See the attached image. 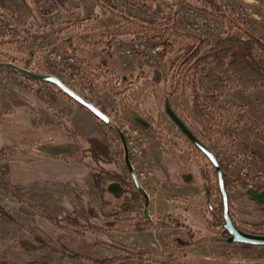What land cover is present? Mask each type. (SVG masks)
<instances>
[{
	"label": "rangeland",
	"instance_id": "374dc122",
	"mask_svg": "<svg viewBox=\"0 0 264 264\" xmlns=\"http://www.w3.org/2000/svg\"><path fill=\"white\" fill-rule=\"evenodd\" d=\"M24 1L32 12L31 33L17 40L14 37L0 38V60L11 58L14 61L10 62L23 67L33 52L30 66L34 70L54 74L45 65L46 50L35 49L33 45L35 35L45 36L38 33L42 25L39 26V19L34 17L38 16L37 13L41 14L38 4L35 0ZM202 1L180 0L174 13L169 11L170 3L161 0L151 1L148 7L129 0L136 10L128 8V5L115 7L108 1H97L110 15L102 12L101 21L90 19V22L82 25L86 28L79 27L78 34L86 36L81 43L73 36L74 47L89 53L88 60L92 64L86 58L77 57L93 70L91 78L99 94L100 109L113 119L125 135L136 131L134 140L130 134L126 135V140L136 175L150 197L151 221L147 222L152 224L151 231H137L134 227L138 220H146L142 201H133L127 208L128 212L120 214L123 200L109 194L101 197L93 180L100 170L128 180L120 141L112 140L91 115L81 108L82 112L75 102L49 86L50 97L33 93L17 84L8 88L0 85V145L6 152L4 157H0V264H87L71 254L92 258L116 257L122 255V250L127 247L145 252L148 264H264V246L246 248L243 244L230 245L224 240L218 241L222 238L221 228L209 225L212 216L208 206L214 207L216 197L212 199L210 195V202L207 201L208 184L204 182L201 171L206 163L194 155L189 147L190 142L164 108L168 97L179 117L206 142L191 110L192 92L187 90L173 96L170 94L169 68L174 54L166 52L163 65L158 68L143 65L144 69L138 70L134 76L116 69L104 72L95 65L100 63V56L96 52L101 47L114 44L116 46L112 51L116 53V49L121 47L118 39L131 42L141 32V23H161L162 17L155 14L157 8L174 19L172 34L185 35L182 22L177 20L178 13L185 5L202 7ZM237 1L248 7V2L254 0ZM56 2L61 8L60 18L63 20L65 16L66 22L63 21V24L70 25L78 17H83V11L66 15L79 7L85 6L86 9L89 0ZM222 26L221 37L228 32L239 34L238 27L229 30L225 24L222 23ZM238 26L245 31L240 22ZM257 61L264 69V51L257 56ZM124 77H127L125 82L122 80ZM135 79L139 81L127 84ZM223 83L211 67L202 68L197 78L198 89L204 99L212 89H223ZM14 87L39 96L40 103L36 101L32 104L29 101L32 97L25 91L8 90ZM129 87L143 89L139 101L133 93L134 88ZM75 91L80 94L78 90ZM223 91L225 101L244 108L248 119L257 123L258 132L264 135V90L249 94L240 90ZM39 105L40 110L37 109ZM32 106L37 113L33 112ZM131 113L143 117L150 127L144 129L130 123L128 117ZM72 131H77L80 136H75ZM222 131L232 137L234 148L219 137L210 143L209 148L214 155L223 151L227 165L232 163L237 170L246 169L248 176L239 179L237 170H230L227 166H223L224 171L235 177L238 183H245L264 173V142L249 132V126L242 124L237 127L225 121ZM131 142L133 145L129 144ZM74 143L83 150L79 163L72 160L73 156L69 157L71 160L52 159L39 150L44 145ZM118 143L121 145L122 159L118 155ZM94 150L95 157L92 155ZM109 182L107 178L101 180L104 188ZM246 190L236 189L228 193L232 220L237 226L249 225L251 230L260 234L264 226L257 224L264 221V211L249 199ZM104 201L110 205L103 212ZM89 208L98 218L89 213ZM64 217L75 218L81 226L70 224ZM87 223L98 229L88 227ZM161 223L169 224L170 228L162 229ZM185 226L192 234L189 239ZM104 228L115 230L107 231ZM74 230L81 231L83 237ZM21 243L26 244L28 250L21 249Z\"/></svg>",
	"mask_w": 264,
	"mask_h": 264
},
{
	"label": "trees",
	"instance_id": "16d2710c",
	"mask_svg": "<svg viewBox=\"0 0 264 264\" xmlns=\"http://www.w3.org/2000/svg\"><path fill=\"white\" fill-rule=\"evenodd\" d=\"M151 1L156 2L158 0H142L141 2L143 3V6L148 7ZM161 1L170 3L169 11L174 13L177 6L176 3L180 0ZM202 6L206 8L210 16L218 18L227 26L229 30L232 27H238L239 34L232 35L228 32L227 35L221 37L214 43L194 35H174L172 34L174 19L172 17L165 16L163 10L161 8H157L158 10L155 14L162 17L163 21L157 24L152 22L141 23V32L136 36V39L141 41L162 40L167 44L166 52L168 54H174V58L169 68L170 94L173 96L181 92H186L187 90L192 92L193 98L191 102V110L194 118L201 127V134L206 142H203L199 137L198 138L208 148L210 143H212L216 137L223 139L231 148H234L235 142L232 137L227 136L222 131L225 121L231 122L237 127L242 124H246L249 126V132L256 139L264 142V135L257 130L258 124L248 119L244 108L239 105L228 104L225 101V92L223 91L224 89L227 91L240 90L244 94H249L254 91L264 90V69L259 66L257 61V56L264 51V44L239 28L238 22L233 18L230 6L225 0H203ZM31 21L32 12L24 0H0V24L8 26L16 31L14 40L21 39L25 35L29 36L32 30ZM5 60L9 62L14 61L11 58H7ZM204 67H211L214 73L224 81L223 85L225 86L223 89H212L206 99L202 97L197 85V78L202 73V68ZM122 80L123 82L126 81L124 78ZM138 81L139 79H135L133 82H128L127 84L137 83ZM47 85L67 97L54 85ZM152 85L154 84L152 83ZM130 88L134 87H129V89ZM133 90V93L136 95V99L139 101L142 98L143 89L134 88ZM68 99L75 102L70 98ZM77 105L84 109L79 104ZM89 114L100 124L108 135H110L112 140L119 142V138L112 129L103 124L91 113ZM66 130L71 132L69 128H66ZM72 133L77 137L80 136L77 131H72ZM25 142L30 143L29 140H26ZM117 146L120 148L118 151L119 158L122 159V149L120 143H118ZM73 147L78 149V153L73 156L72 160L79 163L82 160L83 155L81 154V151L83 150L77 143H74ZM189 147L192 149L194 155L202 158L206 163L204 169L201 170L202 176L204 178V182H207L208 184L207 188L210 190L209 192L212 199L216 197L213 205L214 207H211V205L208 206L209 212L212 216V219L209 221V225L214 228H221L222 231L220 237L222 236V238L217 240L226 241L228 235L223 229V203L218 185L217 173L214 166L199 149L191 143H189ZM95 152L96 151L94 150L92 154L93 156L95 155ZM5 155L6 152L0 145V157H4ZM222 169L224 185L227 193H231L236 189L246 190L248 188L264 191V173L247 180L245 183H238L224 171L223 166ZM107 175H109V172L100 170L99 173L93 176V180L96 183V187L101 197L108 194L104 186L101 184L102 179H109ZM128 187L136 190L132 183H130ZM109 205V202L104 201L102 211L104 212ZM231 209L232 205L229 201V213L231 218L234 220ZM119 212L120 214L125 213L121 211V208L119 209ZM89 213L94 218H98V215H96L92 208H89ZM5 216L12 220V218L8 215ZM109 216L107 215V217ZM60 218L61 217H59V219ZM64 220L70 224L81 226V223L76 221L75 218L64 217ZM134 225L137 231H151L153 229L151 223H146L141 220H138ZM257 225L264 226V221L258 223ZM87 226L93 229H98V227L89 223H87ZM178 226L182 227V225ZM160 227L165 229L170 228V225L167 223H161ZM104 229H107V231L115 230V228ZM187 230L188 233H190L189 229ZM241 230L247 233L256 234V232L250 229L249 225L241 227ZM74 233L83 237V233L79 230H74ZM260 234L264 235V230ZM190 235L192 234L190 233ZM242 246L246 248L251 247L247 245ZM20 248L28 250L29 247L26 244L21 243ZM71 256L78 260H84L87 264H148L146 263L148 260L146 259L145 252L131 249L129 247H127V249H123L122 255L116 257L95 256L92 258L80 256L78 254H71Z\"/></svg>",
	"mask_w": 264,
	"mask_h": 264
},
{
	"label": "built area",
	"instance_id": "2783aa9c",
	"mask_svg": "<svg viewBox=\"0 0 264 264\" xmlns=\"http://www.w3.org/2000/svg\"><path fill=\"white\" fill-rule=\"evenodd\" d=\"M35 1L38 4L40 13L46 17L48 26L60 19L61 8L56 0ZM90 1L91 0H89V3ZM96 1L104 2L106 0ZM225 1L230 6L233 18L241 23L245 32L264 44V1H250L248 2V7L237 0ZM177 20L182 22L186 35H194L202 39H207L210 42H212L213 39L215 40L214 42H216L221 38V32L223 31L222 23L218 18L210 16L203 6H185L178 13ZM78 24L80 25L81 21L72 23L71 26H77ZM211 31L215 33L211 34ZM15 36V30L0 24V38H13ZM33 45L35 49L42 48L46 50L45 65L54 72L53 75L59 77L74 91L78 90L82 97L100 109L99 94L91 78L93 70H90L88 65L72 52L66 38H49L48 36L35 35ZM166 51L167 44L162 40L141 41L135 38L129 44L121 47L119 51L120 64L125 68L130 62H140L143 65L158 68L163 65ZM12 84H17L33 93H38L47 97L51 96V91L47 84L32 81L12 70L7 71L0 69V85L8 88ZM129 134L132 140H134L136 131H133L132 134L126 133V135ZM139 136L140 135H137L136 137ZM129 144L133 145V142ZM135 152H137V147ZM222 152L223 151H219L218 154L215 155L220 165L224 167L227 166L230 170H237L232 163L227 165L228 163L225 160V155ZM237 172L239 179L248 176L246 169H240L237 170Z\"/></svg>",
	"mask_w": 264,
	"mask_h": 264
},
{
	"label": "water",
	"instance_id": "95a60500",
	"mask_svg": "<svg viewBox=\"0 0 264 264\" xmlns=\"http://www.w3.org/2000/svg\"><path fill=\"white\" fill-rule=\"evenodd\" d=\"M69 40L70 39H68L67 41L68 43H69ZM33 55L34 53L31 52V59H33ZM30 60L26 61L23 67H20L13 62L0 60V68L15 71L36 82L54 85L68 98L72 99L77 104L82 106L89 113H91L98 120H100L103 124H105L106 126H108L110 129H112L115 132V134L119 138V141L122 145L124 164L127 170L129 171L132 182L134 186L136 187V189L138 190V192L145 199V207L143 211L144 217L146 218L147 221H151V215L149 211L150 197L148 193L145 191V189L142 187L136 175L134 166L130 159V151H129L128 143H127V140H126V137L123 131L115 124V122L113 121L111 117H109L106 113H104L101 109L96 107L94 104L89 102L87 99L82 97L76 91L68 87L59 77L53 74H48V73L39 71V70H34L30 66ZM164 108H165V112L168 115V117L173 121V123L178 127V129L183 133V135H185L188 141L191 144H193L197 149H199L208 158L209 162L215 168V171L218 177V185H219V189H220L221 196H222V203H223V219H224L223 229H224V232L228 235V238L226 239V243L230 245L243 244V245H248V246H253V247H263L264 246V235L251 234V233L244 232L233 222L230 216V213H229V195L224 185L223 169L220 163L218 162V160L216 159L215 155L211 151V149H209L198 138V136L189 128V126L179 117V115L176 113V111L172 107L168 97L165 99ZM129 121L130 123L138 127H141L144 129L149 128V124L143 117L133 115V116H130ZM70 145L71 147H73L72 144ZM39 150L41 151V153H43L44 155L52 159H61V158L69 157L68 156L69 147L67 145H64V146L44 145V146L39 147ZM77 152H78V149H77ZM107 192L112 194L113 197L117 199L122 196L123 188L120 184L113 183L107 187ZM245 193L252 202L256 203L257 205H261V209L264 211V191H259L257 189L248 188ZM206 196H207V201L210 202V192L208 188H206Z\"/></svg>",
	"mask_w": 264,
	"mask_h": 264
},
{
	"label": "crops",
	"instance_id": "0c3cea01",
	"mask_svg": "<svg viewBox=\"0 0 264 264\" xmlns=\"http://www.w3.org/2000/svg\"><path fill=\"white\" fill-rule=\"evenodd\" d=\"M91 1H90V3L88 5H86L87 6L86 9L84 8L85 6L83 8H80L77 5L79 7L78 9H74V10L70 11L68 13V15H66V16H72L73 13H75V12H77L79 10L83 11V17H81V18L78 17V20L77 21L75 20L73 22V23H75V22L81 21L80 26L78 25L77 27L76 26H71L72 24H70V25L63 24V21L66 22L65 16H64L63 20L60 18L58 21H56L55 23H53V24H51L49 26L47 25V23H46L47 21H46V18L44 16H42L41 14L39 15V13H37L38 16H34V17H37L39 19V20L37 19L40 22L39 26L42 25V27H41V29H40V31L38 33L44 34L45 36H48L49 38L65 37L67 39V41H68V39H70L68 44H69V47L72 50V52L75 55H77V56L79 55L82 58H86L87 61L90 64H92V62L88 60L89 53H86L81 48L77 49V48L74 47V45H75L74 44V37L77 39L78 43H81L85 39L86 36L78 34L79 27H81L82 25L90 22V19L101 21V16H103L102 12H104V14L110 15V13L107 10H105L101 6V4H99L97 1H94L92 3H91ZM106 1L110 2L115 7H119V6L122 7V5L123 6L128 5V8L133 7L129 3V0H106ZM135 1H137V0H135ZM138 2L142 3L141 1H138ZM134 9H135V7H133V10ZM85 10H88V11H85ZM65 13L66 12H64V14ZM86 13H87V15H86ZM82 28L84 29L86 27L82 26ZM134 38L135 37H133L132 41L134 40ZM118 41L120 42L121 47L130 43L127 40H122L121 38L118 39ZM115 46H114V44H108L105 47H101L100 50L98 52H96L100 56V63L99 64L98 63L95 64L96 66H98L97 68H101L104 72H112L114 69H116L117 71H120V72H123V73H130V76H134L138 72V70H143L144 69V66H146V65L143 66V64H141L140 62H138V63L130 62V63H128V66H126L125 68L122 67L121 64H120V57H119V51H120L121 47L116 49L117 50L116 53H113L112 50H113V48ZM105 57H106V59H104ZM146 67L150 68L149 66H146ZM124 78H127V77H124ZM8 90H10V91L11 90H15V91L18 90L20 92H24L25 91V94H27L30 97H32L29 100L32 104L35 103L36 101H37V104L40 103V97L39 96H37V95H35L33 93H30V92H28L26 90H23V89L18 88V87L17 88L14 87V88H11V89H8ZM31 109L33 110V112L37 113V111L35 110V108L33 106L31 107ZM37 109L40 110V105H39V107ZM79 109L81 110V107H79ZM83 110H85V109H83ZM85 111L87 112V110H85ZM41 112H42V110H41ZM82 112H84V111H82Z\"/></svg>",
	"mask_w": 264,
	"mask_h": 264
},
{
	"label": "flooded vegetation",
	"instance_id": "af4514ba",
	"mask_svg": "<svg viewBox=\"0 0 264 264\" xmlns=\"http://www.w3.org/2000/svg\"><path fill=\"white\" fill-rule=\"evenodd\" d=\"M133 115H137V114H134V113H131L129 114V117H128V120L130 118V116H133ZM139 116V115H137ZM141 117V116H140ZM55 146H64V145H56ZM69 147V154L68 156L71 157V156H74L77 154V149L75 147H71V145H67ZM69 157H66L64 159H68V160H71V158ZM125 165V164H124ZM125 170H126V173L128 174V180L127 179H123L120 175H117L115 173H111L109 172V175H107L110 179V182L106 185V191H107V187L113 183H118L122 186L123 188V194L121 197L117 198L119 200H123L122 201V204H121V211L123 212H126L127 211V208L129 207L130 203H132L133 201L135 200H139V201H142L143 202V211H144V207H145V199L144 197L138 192V190L136 189V187L134 186L133 182H132V179L130 177V174H129V171L127 170L126 166H125ZM108 172V171H107ZM132 183L133 186L135 187L136 190H133L131 189L129 186V184ZM108 193V192H107ZM109 195H112L110 193H108ZM113 196V195H112ZM256 204V203H255ZM260 208H261V205H260ZM146 223H149L147 222V220H145ZM237 225V224H235ZM239 227V226H238ZM186 230L188 229L187 226H185ZM241 229V227H239ZM188 232V230H187ZM189 235V236H188ZM188 235H186V237L189 239V237L191 236L189 233ZM263 235V234H261Z\"/></svg>",
	"mask_w": 264,
	"mask_h": 264
}]
</instances>
